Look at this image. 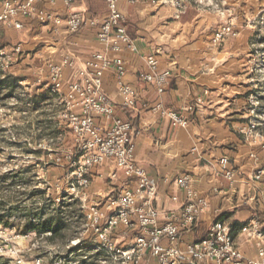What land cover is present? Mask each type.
<instances>
[{
  "label": "crops",
  "instance_id": "crops-1",
  "mask_svg": "<svg viewBox=\"0 0 264 264\" xmlns=\"http://www.w3.org/2000/svg\"><path fill=\"white\" fill-rule=\"evenodd\" d=\"M38 9L51 12L62 20L61 24H42L36 18L21 17V29L0 27V50L14 55L8 72H20L17 77L25 88L41 79V86L46 89L50 84V66H61L63 90L59 96L63 99L68 83L79 79L80 64L93 54L106 51L98 40V26L89 24L78 34H72L68 31V15L81 13L93 21L103 19L108 13L107 3L55 0L38 5ZM121 11L127 18L129 36L137 52H109L108 56L111 60H123L127 71L124 80L136 91L137 105L132 111L124 107L115 70L105 74L104 91L116 102L115 116L133 123L139 133L135 141L136 161L160 185L155 202L161 214L159 225L164 226L183 209L186 194L175 181L189 175L199 197L208 200V207L194 230L184 234L176 246L186 250L187 245L203 239L213 223L222 220L235 231L236 247L244 257L258 259L261 241L242 229L255 219L264 228V177L261 181L254 178L257 170L264 167V147L245 142L240 134L242 126L234 119L236 114L229 112L232 101L226 93L231 87L226 79L238 69L237 51L231 50L236 46L224 50L215 46L211 30L214 23L197 1L169 0L157 5L147 1L130 5L122 1ZM147 55L156 56L163 69L172 71L164 94H159L156 86L140 81V74L147 69ZM65 60L71 64H64ZM31 68L35 69V80L23 74ZM169 110L187 118L189 125L174 127L163 114ZM96 124L106 128L111 121L99 117ZM222 158L229 160L230 179L221 164ZM87 177L90 183L86 196L83 201L79 199L85 211L101 205L99 210H106L108 199L132 185L112 161H106ZM136 220L135 225L141 229Z\"/></svg>",
  "mask_w": 264,
  "mask_h": 264
},
{
  "label": "built area",
  "instance_id": "built-area-1",
  "mask_svg": "<svg viewBox=\"0 0 264 264\" xmlns=\"http://www.w3.org/2000/svg\"><path fill=\"white\" fill-rule=\"evenodd\" d=\"M122 1L130 5L146 1L157 5L169 0H106L108 7L106 17L95 21L81 13L68 15V31L72 34H78L89 24L98 26V40L106 50L93 54L80 64L79 79L68 83L63 97L65 110L62 117L68 120L78 151L84 154V159L79 165V188L84 191L90 183L86 174L99 168L106 161H112L132 184L117 197L108 199L106 210L91 207L86 215L89 226L92 227L94 234L106 243L110 231L118 229L119 225L134 228L138 219L142 229L141 236L132 250L123 253L129 258L141 252L143 255L154 257L158 264H264V228L258 219L242 229L251 238L261 241L258 259L250 260L244 257L236 247L233 231L222 220L213 223L206 230L203 239L187 245L186 250H180L176 246L184 234L194 230L201 220L202 213L208 207V200L199 197L189 175H184L175 181L177 187L186 194L183 209L177 217L170 218L164 226L159 225L161 214L155 207V202L159 196L160 185L136 161L135 141L139 133L133 127V123L115 116L116 102L104 91L105 74L115 70L124 107L131 111L135 109L138 101L137 93L124 80L127 71L123 60L120 58L111 60L108 56L109 52H137L134 41L129 36L127 18L121 11ZM45 2L54 3L55 0H0V27L14 26L21 29L22 24L19 20L21 17L36 18L42 24H61L62 20L51 12L38 9V5ZM231 31L232 29L228 27L225 29L227 34H220L218 38L222 39L225 35H230ZM16 50L19 51L20 48ZM14 61V55L0 50V67L4 72L10 70ZM144 62L147 69L140 74V81L156 86L158 93L164 94L172 78L171 69H163L154 55L144 57ZM64 64L71 63L65 60ZM50 68V84L47 87L61 95L63 68L53 65ZM37 84L41 85V79L30 88L24 87V89L30 91L34 86H38ZM202 101L203 99H199V102ZM163 114L171 119L174 127L183 128L189 125L187 118L173 111L169 110ZM99 117L111 121V126L105 128L97 125L96 120ZM249 128L255 129L256 125L251 124ZM221 164L230 179L232 172L229 170L228 158H222ZM263 177L264 167L257 170L254 178L261 181ZM76 190L75 188L74 192ZM75 195L83 201L86 191L77 192ZM83 208L86 207L83 205ZM104 247L107 248L105 245Z\"/></svg>",
  "mask_w": 264,
  "mask_h": 264
},
{
  "label": "rangeland",
  "instance_id": "rangeland-1",
  "mask_svg": "<svg viewBox=\"0 0 264 264\" xmlns=\"http://www.w3.org/2000/svg\"><path fill=\"white\" fill-rule=\"evenodd\" d=\"M192 1L207 9L214 23L211 30L215 46L221 50L236 46L231 50L237 51L238 69L226 79L231 87L226 93L232 101L229 112L236 114L234 119L242 126L240 134L245 142L264 147V0ZM228 27L232 29L230 35L219 39ZM1 71L0 67V80L10 74ZM19 74L16 71L11 76ZM23 74L35 80V69ZM40 86L30 91L19 83L0 87V216L14 226L0 227V264H158L148 254L139 252L130 258L123 254L132 250L140 238L138 225L123 226L125 230L121 228L116 234L110 231L104 243L92 233L88 219H76L73 224L80 238L73 239L71 246L80 239L88 244L75 253L69 251L70 247L51 245L45 237L21 233L24 224L36 221L32 214L42 205L41 198L34 196L36 190L60 204L67 196L76 197L77 192L86 189L78 185L84 154L78 151L69 122L62 117L65 101L51 88ZM251 124L256 128L250 130ZM93 207L99 210L102 205Z\"/></svg>",
  "mask_w": 264,
  "mask_h": 264
},
{
  "label": "trees",
  "instance_id": "trees-1",
  "mask_svg": "<svg viewBox=\"0 0 264 264\" xmlns=\"http://www.w3.org/2000/svg\"><path fill=\"white\" fill-rule=\"evenodd\" d=\"M4 78L5 79L0 80V87L2 89L10 88L11 85L14 86V84L17 85L18 83L20 85L21 80L19 77H12L11 74L7 73ZM34 196L41 198L42 205L41 207L34 209L32 214L36 221L24 224L23 228L20 230L23 235L34 233L38 237H45V240L51 245L56 244L58 247H70L69 251L72 253L80 251L85 244H88L86 240L84 241V239H80V242L77 245L73 247L71 246V241L73 239L80 238L78 236L77 227L73 222H76V219L87 220L85 219V208H83L82 203L75 196H67L65 199H68V202H65L66 200H64L61 201L60 204L55 203L52 198L46 199L45 193L40 190H36ZM1 226L14 228L13 225L6 223L3 217L0 216V227ZM231 231H233V229H231ZM232 233L234 236L235 231ZM91 246L92 245L90 244V247ZM92 248L95 250L96 246H93ZM103 252L108 253L106 249H103Z\"/></svg>",
  "mask_w": 264,
  "mask_h": 264
}]
</instances>
